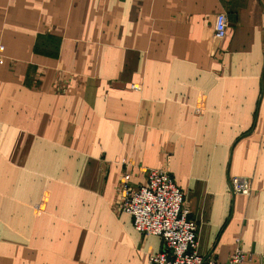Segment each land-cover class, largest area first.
Instances as JSON below:
<instances>
[{
  "label": "crops",
  "instance_id": "crops-1",
  "mask_svg": "<svg viewBox=\"0 0 264 264\" xmlns=\"http://www.w3.org/2000/svg\"><path fill=\"white\" fill-rule=\"evenodd\" d=\"M0 45V264H150L125 157L171 173L200 255L264 264V0H0Z\"/></svg>",
  "mask_w": 264,
  "mask_h": 264
},
{
  "label": "built area",
  "instance_id": "built-area-1",
  "mask_svg": "<svg viewBox=\"0 0 264 264\" xmlns=\"http://www.w3.org/2000/svg\"><path fill=\"white\" fill-rule=\"evenodd\" d=\"M228 21L221 12L215 18L216 39L227 34ZM4 45H0V64L4 62ZM123 172L119 183L118 210L133 217L134 227L144 237L160 236L162 248L149 257L150 264H248L254 253L240 246L235 248L226 263L218 262L212 255L205 257L198 253L199 223L190 217L185 203V193L179 188L171 173L165 168H145V182H132L133 168L137 167L129 157L122 159ZM233 194L250 195L252 179L248 176H234L229 179Z\"/></svg>",
  "mask_w": 264,
  "mask_h": 264
},
{
  "label": "rangeland",
  "instance_id": "rangeland-1",
  "mask_svg": "<svg viewBox=\"0 0 264 264\" xmlns=\"http://www.w3.org/2000/svg\"><path fill=\"white\" fill-rule=\"evenodd\" d=\"M114 209H115V211H116L117 213H120V211L118 210V208H117L116 205H114ZM144 238H145V237H144Z\"/></svg>",
  "mask_w": 264,
  "mask_h": 264
}]
</instances>
